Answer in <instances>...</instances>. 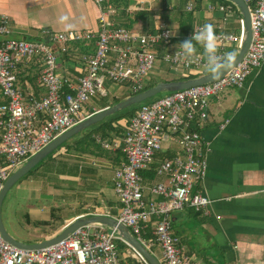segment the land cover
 Segmentation results:
<instances>
[{"label": "built area", "instance_id": "obj_1", "mask_svg": "<svg viewBox=\"0 0 264 264\" xmlns=\"http://www.w3.org/2000/svg\"><path fill=\"white\" fill-rule=\"evenodd\" d=\"M243 1L250 12L251 43L233 70L216 82L169 93L143 105L126 121L121 137L96 139L105 151H121L126 161L112 178L113 192L121 206L115 219L149 252L157 247L163 264H195L181 249L171 216L184 209L201 212L212 203L198 189L208 169L202 130L209 118L211 99L229 88L242 87L264 63V0ZM93 2L100 12L97 33L44 30L40 40H21L13 37L10 19L0 18V191L32 156L92 116L88 110L92 100L108 96L106 83L124 87L128 94H139L156 72L158 51H164L163 62L173 77L206 71L199 46L190 62L172 57L176 47H172L175 34L171 28L162 25L156 31L138 33L117 22L118 10L111 0ZM187 10L194 12V4L189 3ZM130 11L134 10L127 9ZM207 11L222 14L223 25L213 32L217 55L232 53V61L245 38L243 19L233 4H209ZM235 20L238 29L227 28ZM201 26L195 25L188 38ZM79 42L93 44L94 53H76L83 65L79 77L61 74L60 54L68 53L70 46ZM32 61L42 66L38 82L45 95L38 99L26 98L17 86L18 68ZM173 145L178 147L177 152L162 158L171 153ZM145 173L155 174L148 185L142 176ZM147 226L151 227V242L143 239ZM102 227L81 228L56 245L39 250L17 248L0 234V264H122L132 254H120L117 241L123 239L115 229Z\"/></svg>", "mask_w": 264, "mask_h": 264}, {"label": "crops", "instance_id": "obj_2", "mask_svg": "<svg viewBox=\"0 0 264 264\" xmlns=\"http://www.w3.org/2000/svg\"><path fill=\"white\" fill-rule=\"evenodd\" d=\"M189 3L195 5L193 0H131L128 9L134 11L122 15L119 10L115 19L123 26L129 18L135 19L137 12L145 13L146 16L129 29L148 33L165 25L175 34L172 47L188 36L195 25L209 24L213 32L222 27V14L207 11L209 4L222 3L201 0L194 12L187 10ZM165 11H171V17H167ZM99 14V8L93 0H0V18L5 16L10 19L15 39L28 41L40 40L44 30L97 33ZM227 28L236 31L238 26L233 21ZM86 51L88 55L93 54L94 45L88 46ZM82 67L76 57L58 58V71L61 74L79 77ZM41 71L42 66L38 61L18 68L17 86L26 98L38 99L45 95L38 82ZM155 74L160 77L169 75L163 59L158 60ZM168 78L174 77L169 75ZM115 86L118 87L106 83V98L124 97L111 93V90L116 89ZM96 102H91L89 112L95 114L103 110V105L99 106ZM125 123V120L120 122L121 126ZM80 135L84 137V134ZM202 135L207 147L208 169L198 189L212 203L201 212L184 209L172 214V230L181 239V249L195 264H264V63L250 74L242 87L229 88L211 99L209 118ZM99 147H74L68 154L62 149L56 154L54 162L49 164L57 168L54 172L46 173L44 177L38 173L25 176L28 183L35 186L27 189V197L32 199L43 196L40 186L44 180L49 185L48 181L55 176L59 184L53 185V188L65 191L62 200L69 208L63 211L62 219L43 227L33 242H20H44L68 223L83 216L116 218L120 214L121 206L113 192L112 178L114 171L126 162L125 157L121 151L110 152ZM171 149L169 154L172 156L177 148L173 145ZM60 154H64L65 158L60 159ZM59 160L63 164L56 166ZM57 171L62 172L61 175H56ZM145 174L144 182L148 185L154 178L150 179L148 173ZM53 209L59 210L53 207L49 212L50 217L36 219L35 222H50ZM82 210L88 213H82ZM149 232L145 240L151 242V229ZM152 251L155 257V252L161 255L157 247H153ZM127 253L130 252H123L122 255ZM124 260L122 264H128Z\"/></svg>", "mask_w": 264, "mask_h": 264}, {"label": "water", "instance_id": "obj_3", "mask_svg": "<svg viewBox=\"0 0 264 264\" xmlns=\"http://www.w3.org/2000/svg\"><path fill=\"white\" fill-rule=\"evenodd\" d=\"M237 7L240 12V15L244 21L245 25V38L241 49L239 50L237 56L225 67L219 70L220 75L216 78H212L210 74L203 75L196 79H190L186 81L179 82H160L153 88L141 92L139 94L130 96L123 100L122 102L115 104L111 107L105 108L98 113L93 114L89 118L81 121L76 124L72 128H70L65 133L58 136L53 142H51L48 146L43 148L39 153L32 156L21 168L16 170L4 183L2 190L0 191V234L2 238L10 243L11 245L24 249V250H39L46 247H50L56 245L57 243L63 241L68 238L73 232L90 226V225H102L104 227L115 229L119 236L123 239V241L134 250L141 259L146 264H160L159 260L152 255L149 250H147L130 232L128 228L120 224L115 218L109 216H83L77 218L76 220L68 223L58 234L55 236L45 240L44 242L38 244H25L18 240H16L13 236H11L2 220V209L4 205V201L9 193V191L25 176H27L39 163L45 160L50 154L56 151L59 147H61L64 143L75 137L76 135L81 134L85 130L90 127L102 122L106 118L117 114L125 109H128L131 106L142 104L147 100L156 97L162 93H174L177 91H182L186 89H190L193 87L210 84L218 81L223 78L226 74H228L231 70H233L238 63L242 61L247 50L251 43V21H250V12L248 6L245 4L243 0H226Z\"/></svg>", "mask_w": 264, "mask_h": 264}, {"label": "trees", "instance_id": "obj_4", "mask_svg": "<svg viewBox=\"0 0 264 264\" xmlns=\"http://www.w3.org/2000/svg\"><path fill=\"white\" fill-rule=\"evenodd\" d=\"M189 1V0H186ZM195 2V10L196 11L199 8L200 5V1L201 0H193ZM212 1H218L222 4H227V5H232L230 2L225 1V0H212ZM111 3L116 7V9L119 11H121V14H125L127 12V9L129 8V6L131 5V0H111ZM233 7L236 9L237 13L240 16V12L237 10V8L235 7V5H233ZM144 16H146L145 13H136L135 14V19L129 18L128 21L126 23H124V27L126 28H132L133 25L135 24V22H137L138 20H141L144 18ZM189 17V16H188ZM189 20V18H188ZM188 30V28L186 29ZM183 33L186 31H182ZM185 39H188V36L182 38L180 41H183ZM74 47H70V50L68 53L66 54H60V57L63 56L66 59L70 58V57H76V53H81V54H88L89 52L86 51L88 49V45H86V43L83 42H79V43H75L73 44ZM87 48V49H86ZM162 51H158V59L161 60L163 59L164 54L161 53ZM225 67V66H224ZM223 68V67H222ZM209 74L207 71H202L198 74H189V75H185V76H180V77H175V78H168L167 80H163L161 82H179V81H186V80H190V79H196L198 77H201L203 75H207ZM157 78H151L150 81L148 82V84L146 85V87L140 91L144 92L146 90H149L151 88H153L154 86H156L158 83H160L159 81L156 80ZM135 94H128L127 97L133 96ZM101 99H105V98H101ZM123 99L120 98H112L109 102L107 103H102L103 107L101 109H105L108 107H111L115 104H118L120 102H122ZM98 103V102H96ZM141 105V104H140ZM137 105V106H140ZM94 112H89V115H93ZM137 114V109L136 107L130 108V109H126L124 111L118 112L117 114L110 116L109 118H106L105 120H103L102 122L96 124L93 126V128H91L89 130V132L87 133H83L84 137H82L80 134L78 135V137H73L71 140L67 141L66 143H64L61 147H59L56 151H54L52 154H50L51 156L55 155L62 149H65L66 154H68V152L70 150H72L74 147L75 148H80L82 146H98V144L96 143V139L97 138H101L102 140L105 141H112L118 137H121L123 135V130H124V126H121L120 122L121 121H129L130 119H132L133 117H135ZM82 134V133H81ZM80 136V137H79ZM85 137H88L89 139L86 140ZM99 149H101L99 147ZM64 152V153H65ZM49 155V156H50ZM48 156V157H49ZM162 158L163 157H171L170 154H163L161 155ZM47 157V158H48ZM60 159L65 158L64 154H60L59 155ZM60 164H63L62 161H59ZM57 168H54V166H50L48 163H46L45 160H43L41 163H39L30 173V174H39V176H41V174H43V176H45L46 173H50V172H54ZM59 171H62L61 169H58ZM45 172V173H44ZM62 172H58L56 173V175H61ZM72 175V174H71ZM146 176V174H142V176ZM147 176L152 179L155 177V174L153 173H148ZM5 204V202H4ZM82 213H88L87 210H82ZM55 214L57 215V217L55 216ZM53 217V219H51L50 222H34V225H36L35 227H47L51 225V222L54 223L55 221H58L60 219L63 218L62 212L60 210H55L53 209L51 212V218ZM25 219L28 225H31L32 222L29 218L28 215H25ZM33 225V224H32ZM103 230H108L107 227H102ZM151 227L147 226L145 231H144V235H143V239L146 242H150L148 240H145V235L149 234ZM150 235V234H149ZM117 247H118V252L120 254H122L123 252H130L132 255L130 257L127 258V263L128 264H146L141 258H139V256L124 242L122 241H117ZM153 255V251L150 252ZM135 255V256H133Z\"/></svg>", "mask_w": 264, "mask_h": 264}, {"label": "rangeland", "instance_id": "obj_5", "mask_svg": "<svg viewBox=\"0 0 264 264\" xmlns=\"http://www.w3.org/2000/svg\"><path fill=\"white\" fill-rule=\"evenodd\" d=\"M168 1L170 2V0H168ZM164 13L167 17H171V11H165ZM235 23L238 26L237 20H235ZM231 50H233V49H231ZM154 76H156V77H154ZM170 76H174V74L173 75L170 74ZM159 77L160 76H158L157 74L153 75V78H157L156 80L159 82H161L163 80H167L169 75H164L163 77H160V78ZM108 86L109 85L107 84V87ZM110 87H112V85ZM123 92H125V88L121 87V86L119 87V85H118V87H116V89L111 90V93H113L117 97H123L124 96L123 98H120V99L125 100L126 98H128V97L125 98V95H128V92L124 93V95H123ZM167 94H169V93L159 94L156 97L151 98V99L147 100L146 102L142 103L141 105L138 104L140 106L134 105V106L129 107L128 109L136 107V109L138 111L143 105L151 104L154 101L164 97ZM111 99H112L111 97H108L105 99H101L99 97H96L92 101H94V102L97 101L98 105L100 106L102 103H107V102L110 103ZM91 128H93V126L90 127L89 129L85 130L84 132H82V134L89 132V130ZM76 136H78V135H76ZM176 148L178 150L177 146H176ZM55 159H56L55 155H53V156L50 155L48 158L45 159V161H46V163L51 164V162ZM59 161L56 162V166L60 165ZM26 177H24L20 182H18L9 191L7 198L5 200V204H4L3 209H2V220H3V223H4L8 233L10 235H12L14 238H16L18 241L33 242L34 238L36 236L40 235V232L43 229V227L35 228L36 225H34V222L36 221V219L41 220L44 217H48L49 212L53 207H57L62 212V215H63V211H66V208H69V207H67L64 204V201L62 200L65 198V194H66L65 191H61V190H57V189L53 188V187H55L53 185L59 184L56 182L55 176H53L52 180L48 181L50 183L49 185L44 180V184H42L40 186L41 188H43V190H42L43 196L36 197V198L34 197L33 199L27 197V195L29 194L27 189H29L28 187L32 188L35 186H33V183H28ZM42 177H44V176L42 175ZM23 184L26 185V186H24L25 188L22 187ZM35 194L38 195L39 193L35 192ZM48 194H50L51 196H48ZM55 194H57V195L55 196ZM26 214H28L30 216V218H32L31 222L33 225L27 224L26 219H25ZM55 216L57 217L56 214H55ZM63 217H64V215H63ZM50 219H53V217ZM56 224L58 225L59 222H57ZM155 255H156V258L159 260L160 264H163V260H162L161 255H159L156 252H155Z\"/></svg>", "mask_w": 264, "mask_h": 264}, {"label": "clouds", "instance_id": "obj_6", "mask_svg": "<svg viewBox=\"0 0 264 264\" xmlns=\"http://www.w3.org/2000/svg\"><path fill=\"white\" fill-rule=\"evenodd\" d=\"M197 46L202 48L201 54L205 59V69L213 79L220 75L219 70L232 59V53L217 55L215 36L209 24L202 25L198 31L191 34L190 38L179 42L175 46L176 51L172 57L190 62L197 56Z\"/></svg>", "mask_w": 264, "mask_h": 264}]
</instances>
